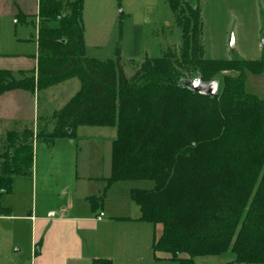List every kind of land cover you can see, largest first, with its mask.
<instances>
[{"label": "trees", "instance_id": "trees-1", "mask_svg": "<svg viewBox=\"0 0 264 264\" xmlns=\"http://www.w3.org/2000/svg\"><path fill=\"white\" fill-rule=\"evenodd\" d=\"M166 1L176 13L179 51L145 56L128 77L118 51L115 58L86 55L82 0H37V53L28 56L35 66L20 78L0 68V95L13 89L39 95L73 77L79 88L52 114L50 131L7 132L0 197L13 176L31 174L34 140L73 137L78 126H115L106 182L154 181L152 190H130L138 219L161 228L151 243L154 259L193 264L196 256L230 250L234 260L226 264H264V99L244 90L245 73L264 72V58H205L200 4ZM15 17L24 22L20 12ZM194 77H220L217 95L189 89L185 82ZM104 194L88 197L93 209ZM8 213L0 206V215Z\"/></svg>", "mask_w": 264, "mask_h": 264}, {"label": "rangeland", "instance_id": "rangeland-1", "mask_svg": "<svg viewBox=\"0 0 264 264\" xmlns=\"http://www.w3.org/2000/svg\"><path fill=\"white\" fill-rule=\"evenodd\" d=\"M15 1L28 11L35 4V0ZM187 1L192 6L200 4L205 58H264V48L261 46L264 0ZM7 6V2L0 0L1 10H6ZM22 16L27 24L15 23L7 11L0 15V55H4L0 56V68L9 69L15 78H20L21 73L23 77H28L30 69L34 67L31 59L19 58L37 53V18L32 17V14ZM81 19L86 55L98 59L115 58L118 51L128 77L145 56H160L167 49L178 53L180 48L176 13L172 12L166 0H82ZM49 25L56 27L57 19ZM218 79L220 88L221 79ZM78 88L79 81L73 77L46 88L39 95L34 90L22 94V98L12 93L0 98V167L1 156L7 150V132L23 129L20 123H16L14 116L18 113L24 121L21 123H26L28 129L33 128V135L48 132L53 124L52 114ZM244 90L264 99V72L258 75L246 72ZM74 132L73 141L60 139L51 147L40 144L35 148L36 180L29 175L13 176L10 192L0 197V206L9 209V217L0 219V264H31V225L22 216L29 214L34 206L36 211L33 215L37 216H45L47 206H58L69 200L78 207H88L87 196L101 195L105 191L103 219L121 215L134 218L139 215L137 205L130 198V190H152L154 181L127 179L109 184L106 182L110 173L111 142L117 136L116 127L78 126ZM139 225L145 232L146 244H143V253L134 246L128 247L130 262L178 264L171 260L154 259L151 253L152 225L146 221ZM113 256L116 264H121L122 256L116 249ZM233 260L234 254L227 250L220 255L196 256L193 264H226Z\"/></svg>", "mask_w": 264, "mask_h": 264}, {"label": "crops", "instance_id": "crops-1", "mask_svg": "<svg viewBox=\"0 0 264 264\" xmlns=\"http://www.w3.org/2000/svg\"><path fill=\"white\" fill-rule=\"evenodd\" d=\"M3 1L5 3L7 2L8 8L6 10L0 9V15L7 11V13L13 16L15 23L18 22L15 17L18 12L21 15L32 14V17L37 18V0H35L34 7L29 11L20 7L15 0H11V2ZM27 23L24 20L23 24ZM0 56L3 57L4 55ZM28 56L31 55L17 58L23 60L31 59L35 66V59ZM28 92L26 90L13 89L4 92L0 95V98L10 93L13 95L19 94V98H22ZM19 117L18 113L14 116L16 123H20L22 128L26 127L27 124L21 123L24 121ZM34 121L36 124L37 115ZM74 138L75 132L73 137H59L53 139L51 142L34 140L32 143L33 158L31 174L29 176L34 177L36 180L37 162L34 160L35 148L37 149L40 144H46L51 147L60 139L73 141ZM92 196L99 195L93 194ZM92 196L86 197L88 207H78L76 203L69 200L58 206H47L45 216L33 215L36 211L35 206L29 214L22 216L31 225V244L33 245L31 264H96L95 260L98 258H107L111 260L112 264H116V259L113 256L115 249L122 256L121 264H132L128 258V247L134 246L138 252L143 253V244H146V235L141 225H139L144 222L138 219L140 212L134 218L121 215L110 216L105 220L103 219L105 216L102 210L103 203L100 206V210H97L98 207L93 209L91 203L88 201V197ZM100 212L103 215L100 219H97L96 217ZM7 217L9 215H0V219H6ZM151 225L152 243L153 237L160 233L161 228L159 225Z\"/></svg>", "mask_w": 264, "mask_h": 264}, {"label": "water", "instance_id": "water-1", "mask_svg": "<svg viewBox=\"0 0 264 264\" xmlns=\"http://www.w3.org/2000/svg\"><path fill=\"white\" fill-rule=\"evenodd\" d=\"M261 46L264 48V32L261 37ZM230 48H233V41H230ZM185 85L191 89L193 92H196L202 96L213 97L217 95L219 91V81H202L199 77H194L185 82Z\"/></svg>", "mask_w": 264, "mask_h": 264}, {"label": "built area", "instance_id": "built-area-1", "mask_svg": "<svg viewBox=\"0 0 264 264\" xmlns=\"http://www.w3.org/2000/svg\"><path fill=\"white\" fill-rule=\"evenodd\" d=\"M103 215V213L102 212H100L98 215H97V219H100L101 218V216Z\"/></svg>", "mask_w": 264, "mask_h": 264}]
</instances>
